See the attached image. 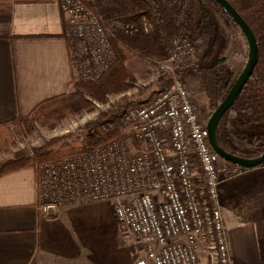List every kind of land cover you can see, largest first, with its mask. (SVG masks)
I'll use <instances>...</instances> for the list:
<instances>
[{"label":"built area","instance_id":"1","mask_svg":"<svg viewBox=\"0 0 264 264\" xmlns=\"http://www.w3.org/2000/svg\"><path fill=\"white\" fill-rule=\"evenodd\" d=\"M66 33L84 42L74 52L76 76L99 79L115 59L113 39L142 29L133 21L107 22L98 0H58ZM118 39V38H117ZM169 75L151 98L117 105L101 125L127 134L89 152L37 163V208L45 215L97 201H109L125 235L143 249L134 264H232L220 205L225 175L242 171L226 162L209 141L206 123L184 81L195 65L190 40L174 37L169 55L156 61ZM96 119V118H95Z\"/></svg>","mask_w":264,"mask_h":264},{"label":"crops","instance_id":"2","mask_svg":"<svg viewBox=\"0 0 264 264\" xmlns=\"http://www.w3.org/2000/svg\"><path fill=\"white\" fill-rule=\"evenodd\" d=\"M9 9L0 17L10 33L0 38V123L67 93L75 78L59 1H13ZM219 197L232 264H264V164L221 181ZM36 204L33 166L0 177V264H109L96 249L79 253L70 238L68 247L54 248L53 215Z\"/></svg>","mask_w":264,"mask_h":264},{"label":"trees","instance_id":"3","mask_svg":"<svg viewBox=\"0 0 264 264\" xmlns=\"http://www.w3.org/2000/svg\"><path fill=\"white\" fill-rule=\"evenodd\" d=\"M13 1L29 0H0V13H9ZM228 1L250 25L259 48L258 61L252 75L217 127L219 143L231 152L218 136L220 126L230 110L236 114L233 120L236 126L261 128L264 131V0ZM98 5L107 22L119 19L133 21L142 26L146 21L148 31L141 28L136 38L129 43H133L134 48H141L145 53L156 52L160 59L163 55H169L174 37L191 41L206 20L210 9L227 20L230 26L240 29L226 9L215 0H98ZM9 34V23L0 21V38L8 37ZM67 39L73 59L74 52L84 47V42L77 38L78 41H72L75 37L69 35ZM112 42L115 59L111 67L99 79L84 80L77 77L74 64L75 78L71 82L70 90L41 101L27 115H20L11 121L0 123V141L7 140L12 135L13 129L26 136L33 134L36 125L52 129L73 115L91 110L94 100L103 102L112 94L131 91L136 81L135 74L126 63V55L122 52L123 45H120L117 39H113ZM189 70L193 71L192 76L197 81L196 91L205 94L210 102L211 112L207 115L201 114L202 120L207 122L238 77L233 78L230 68L218 71L215 66L194 65L182 73L184 81L185 73ZM170 79L169 75L158 77L162 86L168 85ZM113 111L114 109L106 111L100 115L104 117L86 123L81 127L79 136L69 131L33 147L32 151L19 150L11 157L0 160V177L15 170L32 167L37 163L89 152L115 138L123 137L128 143L127 134L118 127L108 132L100 129V125L113 114ZM244 136L258 148L252 157H257L264 152V136L256 132L246 133ZM245 169L247 168L242 167V171Z\"/></svg>","mask_w":264,"mask_h":264},{"label":"rangeland","instance_id":"4","mask_svg":"<svg viewBox=\"0 0 264 264\" xmlns=\"http://www.w3.org/2000/svg\"><path fill=\"white\" fill-rule=\"evenodd\" d=\"M0 17H6V15L0 14ZM118 36L116 39L120 45H123L122 52L126 55V63L135 74L136 81L133 89L125 93L112 94L103 102L94 100L91 110L73 115L52 129L36 125L35 131L30 136L22 135L13 129L12 135L7 140L0 141V160L11 157L19 150L32 151L33 147L69 131L79 136L81 127L90 121L99 120V117H104L100 116L102 113L115 109L117 105L141 103L160 90L162 85L158 81L159 67L156 61L161 57L154 51L145 53L141 48H134L133 43L129 42L136 38V34ZM191 41L195 47V65L215 66L218 71L230 68L235 79L247 63L249 47L243 32L230 26L228 21L213 9L209 10L206 20ZM163 56L167 57L168 54ZM192 72L189 70L185 73V84L191 90L200 114L207 115L211 112L210 102L205 94L196 91L197 81L192 76ZM235 115L232 110L228 112L220 126L219 139L232 153L252 157L258 148L244 135L256 132L264 136V131L261 128L236 126L233 122ZM240 173L242 171L229 173L221 181L224 182L227 178ZM51 218L55 221L51 229L52 232L54 231L53 247L56 249L68 247L71 243L66 242V238H70L77 243L79 253L84 251L90 253L96 249L109 264H113L114 260L116 264H134L144 254L142 247L124 234L114 217L109 201H97L72 207ZM128 261L130 262L126 263ZM198 264H210L206 252L201 253Z\"/></svg>","mask_w":264,"mask_h":264},{"label":"water","instance_id":"5","mask_svg":"<svg viewBox=\"0 0 264 264\" xmlns=\"http://www.w3.org/2000/svg\"><path fill=\"white\" fill-rule=\"evenodd\" d=\"M215 1L220 3L226 9V11L232 16L234 21L240 27L248 43L249 56L243 71L240 73V75L232 85L231 89L227 93L226 97L213 111L206 123L209 141L213 148L224 160L232 164L239 165L243 168H254L264 164V152L257 157H244L227 151L221 146L217 139V127L222 117L232 107L237 96L242 91L247 80L252 75L255 65L258 61L259 48L253 30L251 29L250 25L245 21V19L240 15V13L235 9V7H233V5H231L228 0Z\"/></svg>","mask_w":264,"mask_h":264}]
</instances>
